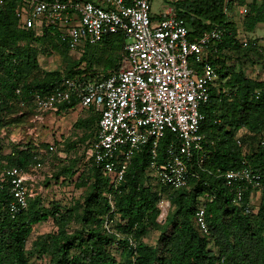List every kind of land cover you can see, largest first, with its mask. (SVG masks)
<instances>
[{"label": "trees", "instance_id": "16d2710c", "mask_svg": "<svg viewBox=\"0 0 264 264\" xmlns=\"http://www.w3.org/2000/svg\"><path fill=\"white\" fill-rule=\"evenodd\" d=\"M24 1L4 0L0 4V133L8 124L6 116L18 109L38 114L31 104L34 93L53 92L66 78L100 80L109 72L120 70L125 55L124 34H114L96 45L86 46L78 53L79 59L68 62L64 70L44 72L38 64L37 51L30 45H42L44 50L62 56L72 53L62 43L61 31L56 27L24 26L17 15ZM262 1L172 0L173 11L185 22L192 37L213 29L223 32L208 56L219 78L210 101L201 108L206 117L201 126L206 153L202 162L196 156L189 163L187 187L162 189L149 175L151 163L156 160L161 163L168 146L172 142L179 144L170 133L161 142L156 159L147 148L133 157L119 190L89 158L91 166L87 174L77 177V187H85V191L75 207L64 212L58 203L52 208L44 207L40 196H36L29 198L27 210L13 215L10 205L14 197L9 182L5 181L0 188V264H29L34 255L48 257L49 264H124L130 262L132 255L136 264H264V192L247 193L245 205L252 195L259 197L256 213L247 214L244 207L235 203L225 179L227 172L248 166L262 176L264 183V79L250 78L240 66L231 69L227 65L228 54L235 55L239 65L243 58L255 54L264 72V44L247 41L244 46L245 42L238 39L239 27L229 18L230 8L247 6L249 13L240 19L246 33L254 32L259 24H264ZM76 106L73 102L60 112ZM87 111L92 114L79 120L76 127L89 129L96 124L90 132L91 136L94 134L93 143L100 113L95 106ZM34 160L35 153L29 149L4 153L0 144L1 167L26 171ZM75 163L63 171L69 179L77 174ZM162 190L170 201L164 222L159 221L161 210L157 205ZM207 195L213 200L204 205L210 230L204 235L196 226L195 211L198 199ZM78 212L76 218L81 228L71 231L70 221ZM49 219L55 221L58 230L39 235L28 251L27 242L34 226ZM107 219L110 229L105 226ZM150 230L159 231L157 246L142 241ZM130 235L137 243L136 248L129 244ZM212 243L217 253L210 249Z\"/></svg>", "mask_w": 264, "mask_h": 264}, {"label": "built area", "instance_id": "2783aa9c", "mask_svg": "<svg viewBox=\"0 0 264 264\" xmlns=\"http://www.w3.org/2000/svg\"><path fill=\"white\" fill-rule=\"evenodd\" d=\"M248 13L247 6L239 11L240 17ZM17 15L28 29L38 26L39 22V26L56 27L61 31L62 43L72 54L100 43L107 36L124 34L125 55L120 70L96 81L66 78L53 92L34 93L31 104L38 118L56 115L63 106L73 102L77 104L75 108L82 110L96 107L100 113L98 130L87 155L101 167L116 190L124 184L138 152L147 148L156 159L167 134L175 135L179 144L172 142L168 146L161 163L157 160L151 163L149 175L162 189L187 187L189 163L196 156L202 162L206 153L201 132L206 117L201 108L210 101L219 78L208 56L223 32L213 29L192 37L175 12L152 20L151 0H25ZM21 105L25 107L26 103ZM50 150L54 151L55 147L52 145ZM41 166L39 162L32 168ZM225 179L234 193L235 203L244 207L247 214L256 213L259 202L255 199L264 192L262 176L243 166L227 172ZM5 181L9 182L14 197L10 212L17 215L27 210L33 195L29 192L25 171L0 166V188ZM248 192H257V195H252L245 205ZM207 200L213 198L200 197L195 211L196 226L204 235L210 231L204 207ZM157 205L161 210L159 221L164 222L170 201L163 190L159 192ZM105 226L110 229L109 219ZM128 241L136 248L133 235ZM135 262L132 255L130 262L124 264Z\"/></svg>", "mask_w": 264, "mask_h": 264}, {"label": "rangeland", "instance_id": "374dc122", "mask_svg": "<svg viewBox=\"0 0 264 264\" xmlns=\"http://www.w3.org/2000/svg\"><path fill=\"white\" fill-rule=\"evenodd\" d=\"M151 1L153 11L160 15L161 11L164 10V0ZM230 9V20L236 22L239 27V41L241 43L254 41L263 45L264 24H259L254 32L246 33L243 30V22L240 19L239 11L241 8L236 6L234 9ZM39 25H41V22H39ZM30 46L37 51V61L44 72L64 70L68 62L79 59L78 53L62 56L58 52L52 53L50 50H44V47L39 44ZM89 49H94V47ZM228 56L230 57L227 63L229 68L232 69L235 66L236 69H239L240 66L248 77L264 79V72L258 65V56L255 54H249L248 57L243 58L240 65L236 63L235 55L228 54ZM123 60L124 57L121 61V66H123ZM41 75L43 76L44 73ZM88 114L92 113H89L87 109L82 110L78 107L72 111H63L56 115H44V117L40 116L39 118L38 114L34 116L19 109L18 112L6 116L8 124L0 133L2 149L4 153H9L14 149H29L35 153L36 161L34 160L35 162L25 171L29 178L28 189L30 194L33 195L32 198L40 196L43 206L46 208L54 207V203L60 204L62 212L74 208L85 191V187H77V177L87 172L91 166V161L87 155L90 145L88 143L93 141L94 134L91 136L90 132L96 128V124L86 129L85 127H76V123L87 117ZM40 118L43 119L41 120ZM4 122L7 123L6 121ZM244 132V130L241 131L240 135ZM83 137H86V139L79 141ZM59 142H61L60 145H58ZM54 144L56 145L55 150L51 151L50 146ZM39 162L42 166L33 170L32 166ZM74 162L76 163L73 167H75L77 174L74 178L69 179L63 171L69 166L71 167ZM256 198L255 201L259 202V197ZM78 214L79 212L75 213L73 220L70 221L69 229L71 231L81 228L76 218ZM57 230L58 227L53 219L34 226L26 249L28 251L32 249V245L39 235L54 233ZM158 238L159 231L150 230L142 241L145 244L157 246ZM210 249L217 253V248L213 243L210 245ZM29 264H49V258L34 255L30 258Z\"/></svg>", "mask_w": 264, "mask_h": 264}, {"label": "crops", "instance_id": "0c3cea01", "mask_svg": "<svg viewBox=\"0 0 264 264\" xmlns=\"http://www.w3.org/2000/svg\"><path fill=\"white\" fill-rule=\"evenodd\" d=\"M248 1V0H247ZM251 1V0H250ZM259 3H263L262 0H258ZM152 3V1H151ZM168 12H174L173 11V5H172V0H164V10L161 11V14L158 15L153 11V4H152V17L157 21L160 18L159 17H163L164 15H166ZM77 108H74L73 110H75ZM85 110V109H83ZM72 111V110H71Z\"/></svg>", "mask_w": 264, "mask_h": 264}]
</instances>
